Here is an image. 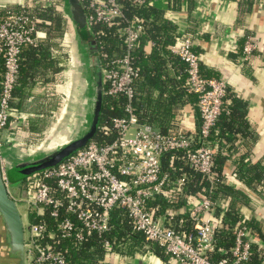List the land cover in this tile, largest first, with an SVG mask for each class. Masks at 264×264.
Wrapping results in <instances>:
<instances>
[{
  "label": "built area",
  "instance_id": "built-area-1",
  "mask_svg": "<svg viewBox=\"0 0 264 264\" xmlns=\"http://www.w3.org/2000/svg\"><path fill=\"white\" fill-rule=\"evenodd\" d=\"M157 1L166 4L171 0H80L91 28L115 26L120 42L119 52L109 58L99 52L104 94L122 95L125 100L123 115L108 117L98 124L101 141L89 140L56 165L27 175L19 188L24 190V197L15 198L9 192L0 154L6 192L26 206L22 246L27 264H75L65 259V251L58 245L66 241L76 247L91 239L105 248L111 263L114 254L108 251L110 241L103 235L111 227L110 213L114 209L122 210L130 229L160 246L174 264H238L248 258L250 246L256 242L250 229L238 221L230 228L231 246L223 249L215 245L220 223L211 217L216 204L212 186L221 183L222 176L213 170V147L208 134L226 104L227 82L201 75L199 56L188 34L179 36L168 49L182 62L185 90L195 97L197 129L188 134L161 132L141 123L133 111L132 84L138 75L134 50L140 44L143 19L124 13L123 2L150 7ZM30 7L20 4L15 10L0 8V145L16 86L20 48L40 38ZM255 46L251 36L244 39V60ZM166 156V167L180 172L175 180L162 170V158ZM183 168L199 174L208 189L200 187L196 191L198 196L189 203L185 219L172 223V215H166L167 222H161L152 202L161 197L171 204L181 196L180 187L188 177ZM213 253L218 255L216 259L211 258Z\"/></svg>",
  "mask_w": 264,
  "mask_h": 264
},
{
  "label": "crops",
  "instance_id": "crops-1",
  "mask_svg": "<svg viewBox=\"0 0 264 264\" xmlns=\"http://www.w3.org/2000/svg\"><path fill=\"white\" fill-rule=\"evenodd\" d=\"M30 2L33 0H0V8H13L20 4L30 5ZM150 7L159 10L162 16L170 21L173 25V33L188 34L191 37L192 48L199 56L201 75L225 79L228 92L240 101L235 105L237 111L243 109L238 119L240 124L234 123L235 130L228 138L223 137L221 140L215 138L213 141V154L221 159L220 164H216L214 159L213 170L222 176L220 183L222 188L216 193L214 191L213 198L216 199V204L211 217L220 224H225L224 215L229 211L234 212L237 220L230 227L238 221L248 222L256 243L264 247L263 238L260 236V234L264 236V182L256 183L259 176L261 179L264 177V0H171L166 4L157 1ZM39 34L42 36L43 33L40 31ZM247 36H251L256 45L248 58L249 62H245L241 54V47ZM140 42L142 49L147 51L150 43L143 38H140ZM65 64L67 67L59 71L64 79L57 85L53 79L54 72L45 71L44 77L48 82L51 81V86L55 85V89L51 86L45 88L43 85L45 79L38 76L33 79V85L26 91L25 97L21 99L22 105L17 110L18 121L15 125L9 122L1 132L4 145L2 159L6 160L12 154L20 156L19 154L23 152L17 154V151L26 149L21 145L23 144L21 129L14 128L22 120L25 121L28 129L36 130L38 125L41 126L40 130L47 132L48 126L51 125L50 121L46 124L43 122L42 125L39 124L40 120L24 118L30 115L49 116L45 113L49 108L41 106L44 100L40 95L47 93L46 95L55 100L54 104L58 106L54 105V111L61 110L58 117L67 113L63 107L62 110L61 103H55L56 99L64 100L69 94V89L72 96L74 83L70 55ZM179 65L182 67L181 62ZM225 100L226 103L229 102L227 98ZM16 101L18 98H13L12 104ZM172 107L176 114L175 125L179 130L191 132L196 129L199 117L194 96H189L188 102L176 103ZM54 111H50L51 114H54ZM43 133L34 140L39 139V142L43 143L42 135L48 136ZM47 143L45 142V146ZM30 146L33 148L39 145ZM172 178L175 180L178 177ZM188 182H190L189 177L181 185L182 194L174 206L170 207L161 197L153 200L152 205L156 206L161 222H167L166 215H172L169 219L172 223H177L181 218L185 219L189 203L198 196L197 190L185 191ZM184 224L186 225L185 221ZM2 236L0 224V264H13L5 256ZM112 260L116 262L121 258L113 255ZM124 262L125 264H174L168 256L166 259H160L149 249L134 252L131 257L124 258Z\"/></svg>",
  "mask_w": 264,
  "mask_h": 264
},
{
  "label": "trees",
  "instance_id": "trees-1",
  "mask_svg": "<svg viewBox=\"0 0 264 264\" xmlns=\"http://www.w3.org/2000/svg\"><path fill=\"white\" fill-rule=\"evenodd\" d=\"M123 4L124 13L127 15H136L143 19V32L139 38H143L150 43L147 51L142 49L141 42L134 50L135 63L138 67V75L132 84L133 111L141 123L149 124L156 129L159 128L162 132L169 133L181 131L188 134L186 131L179 130L175 125L176 123L174 118L176 114L172 107V105L176 103L188 102L189 96H191V94H188L185 90V73L183 71V64L181 62V67L179 65V59L168 49V45L173 43L181 35L172 32L173 25L166 17L162 16L159 10L149 6H131L128 2H123ZM56 5H59V0H55L47 6L35 3L29 8L37 19L36 25L38 30L43 34L35 44L24 45L19 51L18 73L16 86L13 90V98L17 97L18 101L14 102V104L11 102L10 109L8 110V123H13V125H15L19 119L17 110L22 105L23 100L21 99L25 97L24 95L26 91L33 85V79L35 77L38 76L41 79H45L46 82H44L45 80L42 81L45 83L43 85L47 89L51 86V81L48 82V80L44 77L46 70L54 72L55 76L53 79H55L56 85L59 81L64 79L63 75L59 73V71L67 67L65 61L69 58V47L66 46L68 49L66 47L61 49L64 45L59 43L57 45L58 48H54L47 39L50 35L49 29L54 28L55 30H60L63 24L64 27L66 25L65 19L56 10ZM17 7L18 6L9 8L15 10ZM44 28L46 29L44 30ZM91 29L98 50L100 53L104 54V57L109 58L113 56L114 53L119 52L120 42L116 36L115 26H93ZM70 34L73 35V32ZM57 35L61 36V33H57ZM71 59L73 72L76 70L78 65V59L75 56H72ZM99 61L100 63H103L100 56ZM244 61L249 62L248 59ZM1 72L2 59L0 56V77ZM73 77H76L75 79L78 81L76 82V86L74 82L73 89L74 87H77V90L82 93V86L80 85L82 84V80L78 78L77 73H73ZM51 87L55 89V85ZM225 97L229 100V102L224 105L223 110L218 115L208 134V141L212 145L215 138H218L219 140L223 137L228 138V136L235 130L234 123L240 124L238 119L239 116L242 115L243 109L241 111H237V107L235 106L239 104L240 101L236 98V96L228 92V90ZM124 102L125 100L122 95H103L98 112L96 129L93 131L92 135H90L88 141L102 140V137L97 134L98 124L108 117L123 115ZM245 107L246 104L244 102V112L246 110ZM14 128L21 129V138L23 143L39 137L36 133L34 135V129H28L29 127L25 125L24 120H22L20 124L18 123ZM48 151L46 150L45 153L39 155L38 157L43 156ZM166 158L167 156L162 158V170L169 172L171 178L177 177L180 172L168 169L166 167ZM214 159L216 164H220L221 159L217 157V155L215 156L213 154V162ZM174 165L177 166V163ZM182 170L190 180V182H188L185 186V191L193 192L198 190L200 187H204L205 190L208 189L207 183L202 177H200L199 174L190 172L186 168H183ZM5 175L10 181L14 180L12 178H16L15 180L20 181V187L22 186L25 178L23 171H14L12 170V167H9L7 164L5 168ZM262 182H264V177L261 179L259 176L256 183ZM221 186L222 185L220 183H215V185L212 186L213 192L215 191L216 193L217 190L222 188ZM175 202L176 200L168 205L170 207L172 205L174 206ZM30 216L31 215H29V217ZM236 220L237 217L234 212L229 211L224 215L223 221L225 224H220L215 232V245L217 247L227 249L231 246L232 233L230 226L235 223ZM242 223L249 228L248 222ZM110 224V229L104 233L103 237L110 241V248L108 251H112L114 255L120 256L121 260L116 262L112 260V262L109 263L106 259L107 257L105 256V248H103L100 244H97L95 239H91L90 241L76 247L66 241L60 242L58 246L65 251V259L75 264H125L124 258L131 257L134 252H143L146 249L151 250L160 259H166L168 256L156 243L145 241L140 232L132 231L126 215L122 210L114 209L111 211ZM250 231L254 235L253 230L250 229ZM260 236L264 241V236L261 234ZM217 257L218 255L215 253L211 255L212 259H216ZM238 264H264V247L258 245L256 242L252 243L249 249L248 258Z\"/></svg>",
  "mask_w": 264,
  "mask_h": 264
},
{
  "label": "water",
  "instance_id": "water-1",
  "mask_svg": "<svg viewBox=\"0 0 264 264\" xmlns=\"http://www.w3.org/2000/svg\"><path fill=\"white\" fill-rule=\"evenodd\" d=\"M60 4L64 16L72 27L74 37L73 49L76 51L74 56L80 62L76 67L78 78L80 80H85L87 75L86 77L83 75L88 73L91 78L89 83L91 93L88 97L87 110L88 126L82 133L66 141L59 147L49 150L43 156L24 158L13 165L12 170L19 172L23 171L25 174L24 177L33 172L56 165L88 141L90 135H92L93 131L96 129L98 112L104 95L99 51L93 37L91 26L86 20L82 4L80 0H61ZM24 195V190H19V196L24 197ZM0 224L6 258H8L13 264H22L23 238L20 214L16 208L15 201L6 192L4 184L1 180V171Z\"/></svg>",
  "mask_w": 264,
  "mask_h": 264
},
{
  "label": "rangeland",
  "instance_id": "rangeland-1",
  "mask_svg": "<svg viewBox=\"0 0 264 264\" xmlns=\"http://www.w3.org/2000/svg\"><path fill=\"white\" fill-rule=\"evenodd\" d=\"M55 0H33V2H30L29 6H33L35 3H40V4H44L45 6H47L48 4L53 3ZM59 0V5H56V10L58 11V13L65 19L66 21V25L64 27V24L62 25V28L59 30H55L54 28L49 29V38L48 42L52 45V47L54 48H58V44L61 43L64 45V47L68 46L69 47V55L74 57L75 55V49H73V44H74V37L72 34H70L72 32V27L70 26L68 20L66 19V17L63 14V11L61 9V4H60ZM64 23V22H63ZM46 28H44L45 30ZM57 33H61V36H58ZM71 36V37H69ZM68 39V40H67ZM68 47H66L68 49ZM71 49V50H70ZM77 63H80L79 61H77ZM88 63V62H87ZM86 63V64H87ZM89 65V64H88ZM73 73H77L76 70L73 71ZM87 73H88V69H87ZM87 75V77H86ZM85 78V80L82 79V84H80L82 86V93L79 92L77 90V87H74L73 92H72V96L70 94V89H69V94L66 96V98H64V100L62 99V101L56 99V102H59V104L61 103V108L63 107L65 112L67 113H63L61 116L58 117V114L61 112V110L56 109V112L54 111L55 106H58V104H54V99L50 98L49 95H46L47 93H45V95H40L41 99L44 100V103L41 104V106L43 107V105L45 107L49 108V112H45L46 115L48 114L49 116H44V117H36V115H30L27 116L28 119H36V120H40L39 124L43 122L44 124H46L48 121H50L49 124L50 126H48L47 132L44 130H40L41 126H38L35 132L37 133L38 136H41V134H47V137H44L42 135V138L44 140V142H39V139L33 140V143H29V142H24L22 145V147H26V149L22 148L19 152L17 151V154H19L20 152H23L22 154H19L20 156H15V155H10L6 160H3L4 163V170L8 164V166L12 167V165H15V163H17L18 161H20L21 159L24 158H29V157H38L39 155L43 154L46 152V150H52L56 147H59L60 145L64 144L66 141L70 140L71 138L76 137L77 135H79L80 133H82L86 127L88 126L87 121H88V114H87V110H88V97L91 93V88H90V76L89 73L83 75ZM83 77V78H84ZM76 77H73V83L75 82V86H76V82L77 79H75ZM82 78V77H80ZM87 82V83H86ZM79 89V88H78ZM38 90V88H37ZM43 91V90H42ZM44 92V91H43ZM42 96H44V98H42ZM64 104V105H63ZM55 105V106H54ZM62 108V110H63ZM54 111V114H51V112ZM64 112V111H63ZM36 113V112H34ZM32 113V114H34ZM25 118V117H24ZM54 124V125H53ZM42 132V133H40ZM48 140V141H46ZM45 142H48L45 146ZM38 144L39 146L36 147H31L30 145H35ZM45 146L44 148H40L41 146ZM4 145L3 142L0 145V154H2ZM31 148V149H30ZM29 149V150H28ZM16 154V155H17ZM7 178V177H6ZM14 180H9L7 178V187L9 189V192L14 195V197L16 198L19 195V187H20V181L19 180H15L16 178H12ZM16 208L18 209V212L20 214V220H21V224L23 227V231L24 233H26V225H27V217H26V206L25 203L23 201H16ZM22 264H27L26 260L23 258Z\"/></svg>",
  "mask_w": 264,
  "mask_h": 264
}]
</instances>
